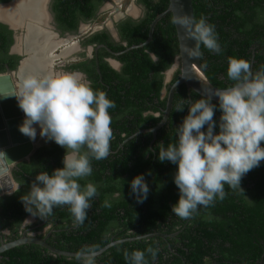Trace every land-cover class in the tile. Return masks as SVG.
I'll return each mask as SVG.
<instances>
[{"label":"trees","instance_id":"obj_1","mask_svg":"<svg viewBox=\"0 0 264 264\" xmlns=\"http://www.w3.org/2000/svg\"><path fill=\"white\" fill-rule=\"evenodd\" d=\"M139 2L146 7L145 18L139 22H127L121 27L128 46L115 48L119 52L127 50L119 58L124 64V73L119 75L102 65L101 70L110 71V74L105 72L102 80L98 75L93 80V90L104 91L115 104L114 108L109 109V114L113 135L115 132L117 134L116 140L110 144L108 158L92 159L93 171L87 177L88 181H78L82 187L88 183L95 185L98 195L90 201L91 208L84 224L73 231L60 232L59 237L51 240L50 244L62 251L80 252L92 248L97 252L112 241L164 232L160 231L161 226H164L166 234L176 233L175 239L169 241L152 237L124 241L95 258V264H129L124 253L127 251L131 254L135 250L145 252L148 264H260L259 260L264 258V161L248 172L251 177L256 175V178H260L255 186L241 185L243 192L225 186L227 195L223 201L217 199L213 206L201 207L191 219H181L172 213V206L179 199V190L174 183L178 166L167 161L161 163L157 157L161 142L165 147L177 142L180 123L176 125L185 113L176 112L175 107L170 116L171 123L158 131L157 139L151 145L153 135L138 132L155 127L162 119V116H154L161 108L167 107V99L160 98L164 85L161 73L168 70L178 56V39L172 15L169 14L156 25L153 39L148 45L128 50L148 40L152 22L169 7V0ZM88 3L87 15L93 9L92 2ZM193 6L195 20L205 17L209 24L215 26L222 49L219 54H215L202 44L200 46L203 54L201 63L214 86L225 89L234 83L227 76L231 58L249 61L253 73L264 67L263 51L254 56V64L251 62V47L264 30V19L257 18L258 9H264V0H193ZM243 12L247 18L242 16ZM61 20L65 22V17L62 16ZM1 35L2 32L0 51L6 52L11 40L8 44H2ZM184 88L182 86L181 90L187 93ZM181 98L178 93L175 95L178 101ZM192 98L199 100L201 96L192 92ZM121 112L124 116L117 117ZM146 113L149 114L145 116ZM123 134L127 137H123ZM128 137H131L130 140ZM122 144L124 147H121ZM261 146L264 147V143ZM119 147L123 149L119 151ZM65 151L60 146H52L37 152L36 166H25L28 176H23V180L30 184L41 172L46 171L51 175L55 169L63 168ZM138 175H144L149 187L147 199L143 203H137L131 193L130 183ZM105 201L110 207L104 206ZM56 208L59 220L68 224L73 222L68 206ZM24 214L22 207L12 216L22 219ZM3 216H8L6 210ZM179 239L184 250L177 246ZM175 243L178 252L185 255V260L178 255L168 256ZM149 247L158 250L155 260L146 251ZM7 257L0 264H81L77 258L49 254L46 249L36 246L31 247L30 251L26 247L15 248Z\"/></svg>","mask_w":264,"mask_h":264},{"label":"clouds","instance_id":"obj_2","mask_svg":"<svg viewBox=\"0 0 264 264\" xmlns=\"http://www.w3.org/2000/svg\"><path fill=\"white\" fill-rule=\"evenodd\" d=\"M172 23L184 30L181 48L189 59L201 58V44L212 53L222 51L215 26L205 17L197 21L183 13L174 16ZM188 40H194L195 46L189 47ZM227 76L234 82L231 86L205 91L195 102L178 104L176 112H182L185 103L189 107L177 128V142L166 147L163 142L159 144L158 160L178 166L174 183L179 199L172 213L181 219L193 218L201 207L213 206L217 199L223 201L225 185L243 192L242 178L264 161V67L253 73L249 61L231 58ZM10 96L16 97L24 113L21 134L34 142L38 126L41 138L66 150L63 168L51 175L46 171L36 175L29 192L20 198L25 211L44 220L55 207L68 206L73 226H82L90 201L98 192L92 183L82 187L78 181L92 174V159L103 160L110 155L113 131L109 109L115 107L114 102L104 91H94L80 73L29 75L21 81L19 91ZM213 97L218 98V106L212 103ZM217 107L221 112L218 133L214 119ZM3 161L9 160L0 152ZM130 187L137 203L147 199L149 187L144 175L136 176ZM104 206L110 207L108 201ZM146 251L155 260L158 250L149 247ZM95 257L92 248L77 253L81 264H95ZM124 257L129 264H148L144 251H125Z\"/></svg>","mask_w":264,"mask_h":264},{"label":"flooded vegetation","instance_id":"obj_3","mask_svg":"<svg viewBox=\"0 0 264 264\" xmlns=\"http://www.w3.org/2000/svg\"><path fill=\"white\" fill-rule=\"evenodd\" d=\"M89 1L92 2L93 9L89 12V15H87L89 10ZM89 1H0V32H2L1 43L8 44V42L11 40L8 50L6 52L0 51V65L2 66V68H0V75L10 76L13 83L16 85L17 92L19 91L21 81L29 75L44 77L47 75H58L63 73H80L83 74L84 78L89 81L91 87H93V80L97 75L100 77V80H102L104 74H110V71L101 70L102 65L110 68L119 75L124 73V64L119 60V58L125 55L127 50L120 52L115 50V48L119 46H128L122 34L121 27H124L127 22H139L143 20L147 14L146 7L144 4L140 3L139 0H135L136 4L138 3L139 6H141V12L137 13L138 10L136 8H128L124 14H121L120 9L117 7L119 4H115L120 3L121 0ZM111 2L114 4L113 7L115 8L114 11L116 14L112 16L110 22L106 25L96 27L90 33L84 34L82 37L81 35L84 33V31H86L90 25L95 24L98 19H100V16L104 13V10L111 8ZM62 16L65 17V22H62ZM242 16L247 18L245 12H243ZM257 18L260 20L264 19V9H258ZM12 27H23L25 30L16 32L12 29ZM78 37H80L79 40H75V38ZM73 38L74 40H72ZM254 41V45L251 47V62L253 64L254 56L257 53H261V51H263L264 54V30L261 31V36L255 38ZM256 43L257 45H255ZM177 57L178 56L175 57L172 66L168 70L161 73L164 79V85L160 92V98L161 100L167 99V107L166 109L161 108L160 112H156L154 116L156 118L162 116V119L155 127L145 128L138 132H142L144 134L151 133L153 135L150 145L156 141L158 131L167 123H171V113L178 104H181L182 101L188 100L192 102L197 101L196 98H192V92L194 91L189 90L186 85L179 86L175 91L172 107L165 124L159 128L156 133H153L152 131L150 132V130L157 128L166 118L170 91L174 84L179 80L181 75L180 65L179 67H175ZM13 64L15 65L12 67ZM30 71L32 74L28 73ZM182 86L185 87L184 89H186L187 93H184L183 90H181ZM177 93L179 96H182L179 101L178 99H175V95H177ZM213 103L218 105V103ZM184 107L185 108L182 112L185 114L180 116V120L177 122L176 127L179 126V123L181 125L183 119L188 115L189 105L185 103ZM148 114L149 113H146L145 116ZM117 115V117L124 116L122 112L121 114ZM220 116L221 112L217 107L214 116V119L217 122V127L215 129L216 133L219 132L218 125ZM121 119V121H124V118ZM35 127L37 128V140L38 138H41L39 135L40 129L38 126ZM204 130L206 131V128ZM112 131L114 133V130ZM116 135L117 134L115 132L110 144L116 140ZM123 137H127V135L123 134ZM130 138L131 137H128L127 139L130 140ZM36 140V151L29 159L9 166V175L11 176L14 185H16V189L12 193L3 194L0 196V248L4 244L6 245L8 243L15 242L24 237L46 240V242L50 244L51 240L59 237L60 232L73 231L78 228L73 226V222L68 224V222L59 220L60 215L57 213L56 207L53 209V214L51 217L48 216L44 220H41L38 217H32L26 211L22 219H16V217L12 216L14 212H19L20 208H24L20 198L29 192L30 185L32 183L30 181L29 184V181L23 180V176H28L25 171V166H36V154L40 150L52 146H59L54 141L46 142V140L43 138H41V141ZM123 144L121 147H124ZM119 149L123 148L119 147L118 150ZM256 177V175L251 177L247 173L242 178L241 185H245L246 187L255 186L258 183L257 179L260 180V178ZM84 180L88 181L87 177H85ZM117 196L118 195H115L114 197ZM4 210L7 211L9 217H2ZM166 230L167 229L164 230V226H161L160 231H164L161 233L165 236L162 238L169 241L170 239H175L176 233L166 234ZM178 241V248L180 250H184V247L180 245L181 239ZM34 246L46 249L43 246L37 244H23L16 246L14 248L0 252V263L4 260V258H8L7 256H10V252H12L15 248L26 247V250L30 251L31 247ZM174 246L175 247L173 249H170L171 252L168 254V256L171 257V255H178L181 257V259L185 260V255L178 252L176 243ZM259 246L262 248V245ZM46 250L49 252V254H53L48 249ZM259 261L260 264H264L263 257Z\"/></svg>","mask_w":264,"mask_h":264},{"label":"water","instance_id":"obj_4","mask_svg":"<svg viewBox=\"0 0 264 264\" xmlns=\"http://www.w3.org/2000/svg\"><path fill=\"white\" fill-rule=\"evenodd\" d=\"M119 4V3H115ZM112 5V4H111ZM186 13L189 16H194L193 0H169L168 9L159 14L152 22L149 31L148 40L140 45H134L131 49H139L148 45L152 39L156 25L167 15L171 14L172 18L176 15ZM16 32L24 31L23 27H12ZM176 35L178 39V57L176 58L175 67H181V75L179 80L172 87L169 98H168V109L166 111V118L163 122L155 129H152L153 133L161 128L170 113L174 94L177 88L181 85H186L189 90L194 91L198 95L202 96L205 91L224 90L214 86L207 78L206 73L203 69L201 59L192 58L189 59L186 54L182 53L181 45L184 42L183 37L185 35L184 30L180 26L175 25ZM31 42V41H30ZM187 44L189 47L195 46L194 40H188ZM154 60H157L152 55ZM31 58V56H30ZM13 92H17L16 85L13 83L12 78L8 75H0V152H4L7 155L9 161L0 162V196L3 194L12 193L16 189L11 176L9 175V166L22 162L29 159L36 151V143L31 141L28 137L24 136L19 131V126L23 123L24 113L18 106V101L15 96H10ZM7 96V97H5ZM212 101L218 103V98L213 97ZM152 237H165L162 233H153L135 238H128L126 240L112 241L106 247L96 252V257L102 255L111 247L116 244H120L124 241L143 240ZM23 244H37L51 251L53 254L67 258H77L78 252H69L59 250L46 242V240L35 239V238H22L12 243L4 244L0 248V252L20 246Z\"/></svg>","mask_w":264,"mask_h":264},{"label":"rangeland","instance_id":"obj_5","mask_svg":"<svg viewBox=\"0 0 264 264\" xmlns=\"http://www.w3.org/2000/svg\"><path fill=\"white\" fill-rule=\"evenodd\" d=\"M113 5H114L113 2H111L110 3V7L111 8L107 9V10H104V13L100 16V19H98V21L95 24L90 25V27L87 28V30L84 31V33L81 36L83 37L84 34L90 33L96 27H100V26L108 24L110 22L112 16L116 14L115 11H114L115 8L113 7ZM117 7L120 9V13L121 14H124L126 9H128V8H136L138 10L137 13L141 12V6H139L138 3L136 4L135 0H121V2L119 3V5ZM80 37L75 38V40H79ZM72 40H74V38ZM59 48H61V47H59ZM28 73L32 74L31 71L28 72ZM39 140L41 141V138L40 139L38 138L36 141H39Z\"/></svg>","mask_w":264,"mask_h":264}]
</instances>
